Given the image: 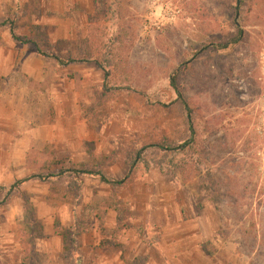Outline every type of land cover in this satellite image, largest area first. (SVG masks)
Segmentation results:
<instances>
[{
	"label": "rangeland",
	"instance_id": "1",
	"mask_svg": "<svg viewBox=\"0 0 264 264\" xmlns=\"http://www.w3.org/2000/svg\"><path fill=\"white\" fill-rule=\"evenodd\" d=\"M0 22L77 59L0 107V264H264V0H1Z\"/></svg>",
	"mask_w": 264,
	"mask_h": 264
},
{
	"label": "crops",
	"instance_id": "2",
	"mask_svg": "<svg viewBox=\"0 0 264 264\" xmlns=\"http://www.w3.org/2000/svg\"><path fill=\"white\" fill-rule=\"evenodd\" d=\"M21 45L11 37L9 26L0 24V107L12 103L13 93L25 89L30 79L40 82L47 74L46 57L24 51ZM1 121L6 119L0 117ZM50 238L59 242L62 251V237Z\"/></svg>",
	"mask_w": 264,
	"mask_h": 264
},
{
	"label": "trees",
	"instance_id": "3",
	"mask_svg": "<svg viewBox=\"0 0 264 264\" xmlns=\"http://www.w3.org/2000/svg\"><path fill=\"white\" fill-rule=\"evenodd\" d=\"M9 31H10V34H11V37L15 40V41H17V42H19V43H21V44H26V43H33L32 41H30L29 39H27L25 36H20V35H17L16 34V32H15V30H14V27H13V25L12 24H10L9 23ZM34 44V43H33ZM34 49H35V52H37L38 54H40V55H42V56H44V57H52V58H54L57 62H58V64L59 65H61V66H65V65H68V64H71V63H74V62H76L77 61V59H75V58H72V57H70V56H68V57H65V56H56V55H49V54H47V53H45V52H42L39 48H38V46L36 45V44H34ZM95 65L98 67V68H100V69H102V71H103V73H104V75H103V87L105 86V82H106V79L108 78V76L110 75V73H109V71H107V70H105L103 67H102V65L100 64V63H98V62H95ZM171 86L175 89V90H178L177 89V85H176V81H175V78L173 77L172 79H171ZM177 94H178V96H180V93H178V91H177ZM187 110H188V108H187ZM188 123H189V129H190V133H191V135H193V128H192V119H191V114L190 113H188ZM190 143H192V138L191 139H187V140H185L183 143H181L177 148L178 149H184V147H187V146H189L190 145ZM144 149V148H143ZM140 154V153H139ZM137 158H139V157H137ZM70 171L72 172V173H75V174H80V173H85V174H90V175H95V176H97L101 181H103V182H106V183H112V184H121V183H123L124 182V180L123 179H120V180H110V179H108L103 173H100V172H98V171H92V170H84V169H77V168H74V169H70ZM63 171H61V173H62ZM23 180H17L14 184H13V186L14 185H16V184H18V183H20V182H22ZM2 205V203H0V206Z\"/></svg>",
	"mask_w": 264,
	"mask_h": 264
}]
</instances>
